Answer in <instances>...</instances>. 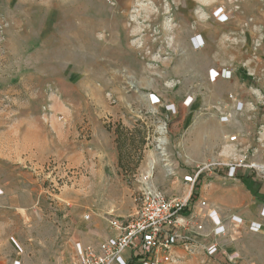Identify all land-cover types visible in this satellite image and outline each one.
Masks as SVG:
<instances>
[{"label":"rangeland","instance_id":"1","mask_svg":"<svg viewBox=\"0 0 264 264\" xmlns=\"http://www.w3.org/2000/svg\"><path fill=\"white\" fill-rule=\"evenodd\" d=\"M202 1L0 0V264L73 261L79 244L109 236L111 215L134 214L145 188L199 200L213 174L199 175L198 189L183 180L205 160L190 149L197 122L173 128L180 101L200 92L197 16L204 6L216 23L244 14L241 0ZM223 70L208 69V81ZM140 122L146 142L129 150L143 157L124 173L114 128ZM29 132L41 134L40 162L19 159ZM229 153L207 158L227 163ZM170 262L226 264L181 246Z\"/></svg>","mask_w":264,"mask_h":264},{"label":"crops","instance_id":"2","mask_svg":"<svg viewBox=\"0 0 264 264\" xmlns=\"http://www.w3.org/2000/svg\"><path fill=\"white\" fill-rule=\"evenodd\" d=\"M241 6L244 14L236 12L233 22L221 24L211 21L207 17L209 6L202 8L206 17L197 16L199 26L203 28L202 38L205 39L201 50L194 52L196 64L198 59L201 63V84L197 87L200 92L196 97L187 98L186 104L184 100L180 101L173 128L179 130L181 126L197 122V132L189 136L190 149L199 150L204 162L213 159L207 158L213 152H218L220 156L230 150V153L233 150L237 153L254 148L258 157L264 154V0H241ZM196 13L199 15V11ZM223 25L230 30H220ZM190 32L192 30L187 29L184 37ZM210 68L224 69L230 73V78L218 77L217 81L210 83L207 74ZM229 94L233 95V99L228 98ZM221 116L227 117V121H222ZM106 133L112 136L111 132ZM235 133L238 139L230 142L229 134ZM22 139L23 144L16 148H22L27 154H19V159L36 158L40 162L44 158V154L38 152L41 134L23 133ZM111 149L115 151L113 145ZM7 155L9 159L17 160L15 151ZM208 181L196 197L198 201L207 199L216 213L224 218L234 239L225 246L226 254L233 262L227 260L225 254L213 257L226 264H264V178L241 169L236 178L215 172ZM232 215L241 221L234 224L230 219ZM251 222L259 223L260 229L251 231L248 228ZM211 228L210 221L206 219L203 240L211 235Z\"/></svg>","mask_w":264,"mask_h":264},{"label":"built area","instance_id":"3","mask_svg":"<svg viewBox=\"0 0 264 264\" xmlns=\"http://www.w3.org/2000/svg\"><path fill=\"white\" fill-rule=\"evenodd\" d=\"M225 76L229 78L230 73ZM228 98L233 99V95L229 94ZM220 118L222 121L228 119L225 116ZM228 139L234 143L238 139L237 133L229 135ZM234 153L235 150L229 154L231 161L227 163L216 160L204 162L185 175L184 182L190 183L192 188L204 171L219 174L223 168H226L224 175L228 178H236L241 169L264 178V154L258 157L254 148ZM139 199L134 214L126 218L111 215L108 220L110 235L93 245L79 244L75 259L66 264H170L179 246L185 249L197 247L212 257L225 254L227 260L233 262L225 251V246L234 240L231 229L207 199L195 204L188 196L170 198L161 190L148 188L141 191ZM206 219L210 221L212 231L203 240ZM230 219L234 224L241 221L233 215ZM248 228L258 231L260 224L251 222Z\"/></svg>","mask_w":264,"mask_h":264},{"label":"trees","instance_id":"4","mask_svg":"<svg viewBox=\"0 0 264 264\" xmlns=\"http://www.w3.org/2000/svg\"><path fill=\"white\" fill-rule=\"evenodd\" d=\"M109 128L111 126L109 125ZM146 125L143 122L138 123L133 128H129L126 125L118 123L114 128V142L117 155V166L124 173L128 172L130 174L135 173L137 167L143 157V154L140 152L139 154H134L130 152V148L134 147L138 151L141 146L146 142L145 136ZM131 165V166H130ZM226 168L220 169L219 174H225ZM200 180H196L195 188L198 189L200 187Z\"/></svg>","mask_w":264,"mask_h":264},{"label":"bare ground","instance_id":"5","mask_svg":"<svg viewBox=\"0 0 264 264\" xmlns=\"http://www.w3.org/2000/svg\"><path fill=\"white\" fill-rule=\"evenodd\" d=\"M153 163H154V161L153 160H150L149 162H148V167H149V169L147 170V175H144V177L146 178L148 175H151L152 174V169H153V167H152V165H153ZM148 189H151V188H148Z\"/></svg>","mask_w":264,"mask_h":264}]
</instances>
